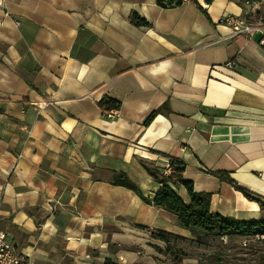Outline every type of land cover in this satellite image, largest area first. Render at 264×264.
<instances>
[{"label":"crops","instance_id":"1","mask_svg":"<svg viewBox=\"0 0 264 264\" xmlns=\"http://www.w3.org/2000/svg\"><path fill=\"white\" fill-rule=\"evenodd\" d=\"M262 40L264 0H4L0 230L34 264H201L151 234L195 235L145 166L180 159L212 212L264 218Z\"/></svg>","mask_w":264,"mask_h":264},{"label":"trees","instance_id":"2","mask_svg":"<svg viewBox=\"0 0 264 264\" xmlns=\"http://www.w3.org/2000/svg\"><path fill=\"white\" fill-rule=\"evenodd\" d=\"M133 22L138 25L147 24L144 19L140 18L133 19ZM98 106L102 111L106 112L111 108H119L120 101L109 96H104L98 101ZM151 116L152 115H149L147 120L150 119ZM169 166V174H164V168L155 164L145 166V169L150 176L156 182L161 184V186L155 192L153 197L144 199L156 207L163 208L175 214L179 225L186 229H190L195 234L194 237L196 239H184L159 230L151 232L154 237L167 242L166 251L169 252V249L172 250L170 252L172 255V261H177L189 254L183 251V246H180L179 252L181 255H173L174 248L169 247L168 245L170 239L177 240L181 242L182 245L183 243L190 245L191 242L197 241L198 238L264 236V218L253 220L239 219L218 212H212L209 207L210 194L195 191L192 182L183 178V173L185 171V164L183 161L177 158H170ZM117 178L118 179L115 180V182L118 184L137 190L135 185L129 181L126 175L120 173L117 175ZM231 182L233 186L240 190L245 196L249 195L247 189H244L234 181ZM179 186H183L186 189L189 195L188 202H184L175 192V188ZM262 206H264V204H262ZM200 240L201 239L198 241L201 242ZM261 241L264 242V239Z\"/></svg>","mask_w":264,"mask_h":264},{"label":"rangeland","instance_id":"3","mask_svg":"<svg viewBox=\"0 0 264 264\" xmlns=\"http://www.w3.org/2000/svg\"><path fill=\"white\" fill-rule=\"evenodd\" d=\"M194 239H196L194 237ZM201 239L199 242L198 240ZM264 236H235L207 239L198 238L190 245L169 240V247L174 248L173 255H181L180 246L189 254L186 257H195L201 264H264ZM172 248V249H173ZM172 250L169 249V252ZM219 258V259H217Z\"/></svg>","mask_w":264,"mask_h":264},{"label":"built area","instance_id":"4","mask_svg":"<svg viewBox=\"0 0 264 264\" xmlns=\"http://www.w3.org/2000/svg\"><path fill=\"white\" fill-rule=\"evenodd\" d=\"M190 0H176L178 3L188 2ZM4 8V0H0V9ZM220 22L231 27L234 34H244L247 36H252L256 27L251 24L246 18L234 15H225L220 18ZM264 41V40H262ZM226 66L232 67L233 62L231 60L225 63ZM115 111L109 109L106 115L111 117ZM163 173H170L169 161L163 167ZM0 264H34L23 254L19 253L13 246L11 241L7 238L6 233L0 230Z\"/></svg>","mask_w":264,"mask_h":264}]
</instances>
